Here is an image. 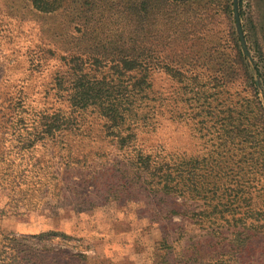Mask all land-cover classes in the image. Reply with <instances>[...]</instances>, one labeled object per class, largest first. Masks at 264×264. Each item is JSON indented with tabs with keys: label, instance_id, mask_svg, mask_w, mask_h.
I'll list each match as a JSON object with an SVG mask.
<instances>
[{
	"label": "rangeland",
	"instance_id": "374dc122",
	"mask_svg": "<svg viewBox=\"0 0 264 264\" xmlns=\"http://www.w3.org/2000/svg\"><path fill=\"white\" fill-rule=\"evenodd\" d=\"M91 1L67 0L56 12L43 14L30 0H0V248L18 244L22 256L32 252L44 264H55L53 249L61 252L57 264H72L68 256L75 253L86 256L77 264H178L180 258L184 264L189 254L209 251L214 242L201 224L183 215L198 211L200 203L165 197L161 187L148 188L135 178L128 179L123 195L104 199L98 189L105 182L101 173L111 169L106 179L114 185L125 170L119 172V162L137 153L159 159L225 157L229 148L223 147L220 124L229 123L224 120L227 106L253 94L252 81L264 107L263 78L253 71L257 68L264 77V0H238L247 55L233 0H173L174 13L168 12L172 26L164 21V71L148 73L144 103L138 106L134 100L120 128L122 135L131 137L123 150L107 136V121L92 108L71 107L64 91L79 69L100 77L112 73L90 66L88 55L99 53L91 38L95 21L88 25L92 35L80 37V22L74 18L80 15L76 11L86 12ZM116 21L114 31L122 25ZM109 28L104 35H112ZM234 44L252 76L249 82L238 66L230 63L229 68L236 55ZM172 69L183 76L172 78ZM227 70L235 71L234 79H228ZM192 77L203 86L206 102L196 103L190 92ZM197 105L213 108L214 115L195 116ZM145 116L147 121L139 122ZM56 117L69 128L55 134L67 140L66 148L51 140L24 148L44 135L43 125ZM75 195L96 205L74 207ZM49 232L70 239L36 238ZM255 235L236 264H264V234ZM205 257L199 255L198 263Z\"/></svg>",
	"mask_w": 264,
	"mask_h": 264
},
{
	"label": "trees",
	"instance_id": "16d2710c",
	"mask_svg": "<svg viewBox=\"0 0 264 264\" xmlns=\"http://www.w3.org/2000/svg\"><path fill=\"white\" fill-rule=\"evenodd\" d=\"M30 1L37 11L51 14L67 0ZM116 1L118 3L112 4L114 1L92 0L88 3L89 9L86 12L76 11L80 15L74 16L80 22L78 23L82 32L80 37L93 33L91 38L97 43L93 49L102 55V58H98L96 56L99 53L93 57L89 54L90 66L97 69L107 68L112 73L100 77L83 73V70L79 69L71 87L64 91L68 103L74 109L92 108L97 111L107 121V136L115 139L117 147L123 150L129 147L131 137L122 135L120 128L125 125L126 117L131 115L134 100L138 106L144 103L149 85L148 73L155 69L164 71V21L165 23L169 21L168 26H172L168 12L174 13L175 4L173 0ZM101 4L108 8H101ZM117 19L119 25L121 22L122 25L114 31V26L116 28L118 26ZM93 20L94 26L91 25ZM88 25L93 27L92 33ZM108 27L109 34L112 35H104ZM234 49L236 55L234 61L229 60V68L232 64L238 66L236 70L241 71L243 80L249 82L252 76L244 66L236 44L233 45ZM79 60L84 63L82 59ZM212 60L217 62L215 57ZM172 71L174 72L172 78L183 76L178 69ZM253 71L263 78L261 82L264 92L263 75L259 74L257 68ZM232 72L226 71L230 80L235 76V71ZM250 82L253 94L249 93L237 104L227 106L224 111L227 113L224 120H229V123L220 124V128L223 129L221 133L223 147L229 148L227 154H224L225 157L216 155L215 159H210L165 155L164 159H159L157 156L137 153L126 163L119 162V172L125 170L120 173L119 179H114V185H108L110 179H106L111 169H104L101 173V180L105 179V182L99 184L98 189L104 199L110 194L113 197L114 194H118L116 198L123 195L125 193L123 190L129 185L128 179L134 181L135 178L148 188L161 187L160 190L164 191L165 197L179 198L184 203L188 201L200 203L198 211L183 215L201 224L214 242L211 248L208 247L209 251L205 248L201 253L197 251L189 254L187 260L183 261L184 264H236L240 260L241 250L250 245L255 234H264V107L257 99L256 88L253 86L255 84ZM190 86L196 103L207 101L204 96L206 92L203 86L199 85L197 77L190 79ZM195 109V116L214 115V110L210 107L197 105ZM140 121L145 123L147 117ZM65 124V121L58 122L57 117L53 123H45L42 132L46 136L40 135L24 148L43 140L54 141L56 145L66 148L67 140L55 137L57 132L69 129L68 126L64 127ZM133 172L137 174L135 177L131 176ZM75 200L74 207L96 205L94 201L85 197L76 199L75 195ZM170 213L178 214L175 210H171ZM223 231H227L228 235L226 236ZM54 236L70 239L69 236L58 232L40 234L36 238L40 239V242L44 238L51 239ZM12 240L15 243L18 241L17 238ZM53 250L55 251L53 262L57 264L61 252ZM22 252L18 244L11 247L3 246L0 248V264H44L43 260L32 252L24 256L21 255ZM201 254L206 257L201 259L202 263H198ZM68 257L72 264L81 262V259L86 260L82 253L71 254ZM181 263L180 258L178 264Z\"/></svg>",
	"mask_w": 264,
	"mask_h": 264
},
{
	"label": "water",
	"instance_id": "95a60500",
	"mask_svg": "<svg viewBox=\"0 0 264 264\" xmlns=\"http://www.w3.org/2000/svg\"><path fill=\"white\" fill-rule=\"evenodd\" d=\"M233 12H234V18L237 26V32L240 39L241 47L243 49V52L247 55V49L244 41V37L242 35L240 22H239V15H238V0H233Z\"/></svg>",
	"mask_w": 264,
	"mask_h": 264
}]
</instances>
